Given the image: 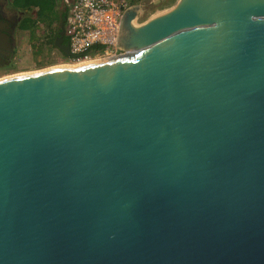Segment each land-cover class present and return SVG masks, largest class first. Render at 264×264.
<instances>
[{"label":"water","instance_id":"95a60500","mask_svg":"<svg viewBox=\"0 0 264 264\" xmlns=\"http://www.w3.org/2000/svg\"><path fill=\"white\" fill-rule=\"evenodd\" d=\"M142 9L0 77V264H264V0Z\"/></svg>","mask_w":264,"mask_h":264},{"label":"flooded vegetation","instance_id":"af4514ba","mask_svg":"<svg viewBox=\"0 0 264 264\" xmlns=\"http://www.w3.org/2000/svg\"><path fill=\"white\" fill-rule=\"evenodd\" d=\"M66 7L65 0H0V71L17 67L23 41L38 60L65 56L58 44H69Z\"/></svg>","mask_w":264,"mask_h":264},{"label":"built area","instance_id":"2783aa9c","mask_svg":"<svg viewBox=\"0 0 264 264\" xmlns=\"http://www.w3.org/2000/svg\"><path fill=\"white\" fill-rule=\"evenodd\" d=\"M65 1V26L71 53L65 57L70 63H82L93 58L122 54L123 51L117 46L122 16L129 7L142 4L145 0ZM92 46L101 48L92 53L89 51Z\"/></svg>","mask_w":264,"mask_h":264},{"label":"rangeland","instance_id":"374dc122","mask_svg":"<svg viewBox=\"0 0 264 264\" xmlns=\"http://www.w3.org/2000/svg\"><path fill=\"white\" fill-rule=\"evenodd\" d=\"M174 1L175 0H166V1L165 0H156L154 2V1L145 0L141 4L143 9H142L140 16L136 20L137 23L143 22L149 16L151 11H153L154 9L167 6ZM18 46L21 49L20 50L21 53L19 54L21 59L19 60L20 57L16 59V61L18 62L17 67L13 68V69H6V70L0 71V77L6 76L9 74L18 73V72L34 71V70H38V69H42V68H46V67H50V66H57V65H61V64L70 63V62H68V60L65 56L62 57L60 55L59 56H51L49 58H45L44 60H38L37 55H33V53H30L28 51L27 42L23 41L22 44H20V45L18 44ZM117 54H119V53H117ZM102 57H104V56H102ZM99 59H101V58H99ZM90 60H92V59H90Z\"/></svg>","mask_w":264,"mask_h":264},{"label":"trees","instance_id":"16d2710c","mask_svg":"<svg viewBox=\"0 0 264 264\" xmlns=\"http://www.w3.org/2000/svg\"><path fill=\"white\" fill-rule=\"evenodd\" d=\"M50 1V4L54 3L55 0H49ZM66 11H67V7H66ZM101 47L100 46H92L89 51L94 53V52H97V50H99Z\"/></svg>","mask_w":264,"mask_h":264},{"label":"bare ground","instance_id":"6f19581e","mask_svg":"<svg viewBox=\"0 0 264 264\" xmlns=\"http://www.w3.org/2000/svg\"><path fill=\"white\" fill-rule=\"evenodd\" d=\"M113 56H116V55H113ZM109 57H111V56H109ZM100 58L102 59V58H106V57H100ZM97 59H99V58H95V59L93 58L92 60H88V61H93V60H97ZM88 61H85V62H88ZM68 64H76V63H68ZM61 65H66V64H61ZM51 67H53V66H51Z\"/></svg>","mask_w":264,"mask_h":264}]
</instances>
